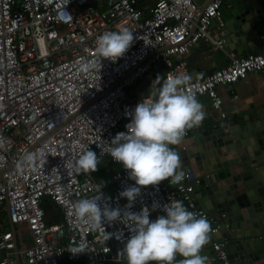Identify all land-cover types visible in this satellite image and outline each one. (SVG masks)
Segmentation results:
<instances>
[{
  "label": "built area",
  "instance_id": "obj_1",
  "mask_svg": "<svg viewBox=\"0 0 264 264\" xmlns=\"http://www.w3.org/2000/svg\"><path fill=\"white\" fill-rule=\"evenodd\" d=\"M227 1L211 0L202 10L195 0H0V264L18 259L21 264H126L118 255L124 240H105L104 234L122 230L126 239L128 229L92 227L74 216V203L94 195L102 183L109 204L125 205L119 192L134 181L112 160L110 142L127 131L125 111L149 95L152 81H143L159 66L163 77L187 75L181 90L197 100L206 97L216 111L223 104L219 86L251 73L264 78V35L262 53L231 56L225 67L190 77L185 58L191 49L201 41L225 48L220 10ZM123 28L134 36L126 52L113 61L98 57L96 38ZM88 148L100 157L96 171L75 173L74 161ZM25 153L33 160L18 168ZM181 169L177 183L166 179L140 186L132 210L182 201L209 222V239L201 249L210 254L207 264H232L227 241L213 238L224 214L212 218L199 207L192 194L200 176ZM162 214L157 207L149 215ZM7 222L25 225L32 245L19 249L21 239L5 229Z\"/></svg>",
  "mask_w": 264,
  "mask_h": 264
},
{
  "label": "clouds",
  "instance_id": "obj_2",
  "mask_svg": "<svg viewBox=\"0 0 264 264\" xmlns=\"http://www.w3.org/2000/svg\"><path fill=\"white\" fill-rule=\"evenodd\" d=\"M133 40V31L127 28L105 31L96 38L95 51L98 57L113 61L126 52ZM188 79L187 75L167 74L163 78L157 75L151 82L149 95L130 111H125L130 117L127 131L117 132L112 137L109 151L112 160L120 163L127 177L134 181L119 192V197L126 198L125 205L109 204V198L101 191L102 183H98L94 195L74 203V216L86 218L92 227L121 224L128 229L126 239L122 230L104 234L105 240L113 236L124 240L118 255L126 264L152 261L155 264H204L201 249L209 239L207 219L188 210L180 200L153 202L151 208L142 205L138 211L132 210L141 196L140 186H156L166 179L174 184L183 179L181 157L172 146L179 144L186 130L199 125L205 116L195 96L181 90ZM32 160L33 155L25 153L16 166L23 168ZM99 163L100 157L88 148L74 161L73 168L75 173H92ZM157 207L163 214L150 219V211Z\"/></svg>",
  "mask_w": 264,
  "mask_h": 264
},
{
  "label": "water",
  "instance_id": "obj_3",
  "mask_svg": "<svg viewBox=\"0 0 264 264\" xmlns=\"http://www.w3.org/2000/svg\"><path fill=\"white\" fill-rule=\"evenodd\" d=\"M238 2L222 29L229 35L224 39L225 46L237 39L245 40V33L251 30L247 21L264 18V0ZM156 73L164 76L161 66L143 83L153 81ZM146 95L147 92L141 96ZM229 120H214L208 128L196 132L188 129L186 139L190 138L183 141L181 150H176L185 169H191L193 161L197 169L194 171L200 173V185H194L192 195L199 207L212 218L224 214L213 238L227 241L232 264H264V153L261 157L257 150L264 148V112L258 115V122L245 119L243 127ZM201 254L207 264L209 252Z\"/></svg>",
  "mask_w": 264,
  "mask_h": 264
},
{
  "label": "crops",
  "instance_id": "obj_4",
  "mask_svg": "<svg viewBox=\"0 0 264 264\" xmlns=\"http://www.w3.org/2000/svg\"><path fill=\"white\" fill-rule=\"evenodd\" d=\"M209 1L211 0H195L201 9H203ZM234 4L239 5L238 0H229L226 2V5L221 8L220 15L224 22L231 18V8ZM247 23L251 30L249 33H245L244 41L240 42L239 40L241 39L234 40L231 42L230 46H225L223 50L213 49L204 41H201L196 47L191 49L189 55L185 58L190 77H201L215 69L225 67L229 63L231 56H245L247 54L262 53L263 43L259 37L264 35V18L259 20L253 18L249 22L247 21ZM226 32L227 30H225L222 35L224 39L226 36H229ZM240 46L244 47L242 48ZM238 50H240V53H238ZM217 91L223 99L221 110L216 111L206 97H200L197 101L202 105V110L204 111L205 116L199 125L192 127L193 131L196 132L199 128H208V123L214 120H222L224 118L229 120L231 116L232 120H229V123L233 121L243 127L245 119H248L250 122H258V115L264 112V78L258 73H251L244 80H240L238 83L231 86H219ZM134 97H139V95L135 94ZM189 138L186 139V136L184 135L182 141L178 144V147H183V141L185 139L188 141ZM257 150L261 152L260 155L262 157L264 148L257 147ZM181 165L185 168L183 162ZM190 166L191 169L197 170L195 169L196 165L193 161H191ZM116 169L117 168L114 167L111 170L113 172ZM195 172L196 175L200 174L197 171ZM103 178H107V176L103 175ZM5 229L13 231L11 223L7 222L5 224ZM14 229L15 232L19 234V227L14 226ZM26 241L27 244L18 241L17 247L23 249L31 246L33 243L31 237H28ZM16 264H21L19 259Z\"/></svg>",
  "mask_w": 264,
  "mask_h": 264
},
{
  "label": "rangeland",
  "instance_id": "obj_5",
  "mask_svg": "<svg viewBox=\"0 0 264 264\" xmlns=\"http://www.w3.org/2000/svg\"><path fill=\"white\" fill-rule=\"evenodd\" d=\"M18 227H19V229H18V233H19V234H18V235H19V237H20L22 243L27 244L26 239H27L28 237H30V236H29V232L26 230L25 225H19Z\"/></svg>",
  "mask_w": 264,
  "mask_h": 264
}]
</instances>
